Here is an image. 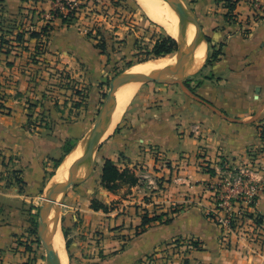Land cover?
<instances>
[{
	"label": "crops",
	"instance_id": "crops-1",
	"mask_svg": "<svg viewBox=\"0 0 264 264\" xmlns=\"http://www.w3.org/2000/svg\"><path fill=\"white\" fill-rule=\"evenodd\" d=\"M3 1L9 14L28 4L22 0ZM184 1L210 38V50L219 52V56L213 60L208 54L204 66L193 74L198 75L195 87L139 91L123 115L122 130L101 147L102 156L119 168L128 167L137 177L146 171L156 173L163 185L151 191L141 183L127 187V195L120 203L114 202L120 192L107 191L101 180L98 189L84 187L83 194L89 197L69 208L79 211L83 229L90 237L103 234L100 248L105 258L91 260L94 264H146L148 257L155 255V260L164 254L175 264H264V187L255 206L262 226L249 225L241 233L227 235L205 214L210 205L206 188L216 181L205 170L207 165L216 172L224 159L233 166L251 161L264 164V15L249 21V4L239 2L235 14L239 21L249 24L245 34L237 22L227 19L229 10L223 0ZM260 2L264 6V0ZM53 23L56 28L49 53L38 57V63L27 57L32 48L23 49V43L16 42L14 46V50L23 52L0 47V93L4 91L9 97L18 92L33 95L36 83L38 89L53 83L49 70L61 67L60 61L73 79L80 78L82 64L87 79L97 72L99 51L91 40L60 18ZM23 42L29 45L27 34ZM42 61L47 64L42 66ZM35 71L39 78L33 77ZM25 105L13 97L6 103L11 115L0 113V156L9 162L8 170L21 172L27 190L35 191L43 184L54 160L62 157L65 144L82 140L87 126L80 118L71 120L70 111L59 112L50 106L47 113L52 126L43 123L37 132H31ZM156 151L164 153L170 167H164ZM22 194L26 192L18 186L0 182V264H25L31 258L25 243L26 223L19 219L17 208L4 207L5 203L16 206ZM94 198L108 209L94 210ZM147 212L150 216L168 213L172 220L167 224L152 223L145 232L133 235ZM251 231L255 233L251 235ZM78 241L72 244L77 251ZM162 250L166 253H159ZM162 262L150 260L149 264Z\"/></svg>",
	"mask_w": 264,
	"mask_h": 264
},
{
	"label": "rangeland",
	"instance_id": "rangeland-1",
	"mask_svg": "<svg viewBox=\"0 0 264 264\" xmlns=\"http://www.w3.org/2000/svg\"><path fill=\"white\" fill-rule=\"evenodd\" d=\"M27 3V6L21 8L17 13L9 14V11H6L7 7L4 1L0 0V12L2 13L0 15V47L5 48L9 52H23V50H14V46L18 43V34H23L24 37H26L27 34L29 37L30 32H42L43 28L51 26L50 28L48 27L49 30L47 29L48 31L45 32V35L41 33V39H34L31 42V38L29 37V45L27 47L24 45V42H22L23 49L28 50V48H32L31 54L27 55V57L29 58L31 56L30 60L34 61V63L35 61L38 63V57L43 58V55L49 53V42L56 28L53 22L56 18H60L55 16V11L61 10L60 8H64L66 5L70 4L74 6L77 17V20H75L73 24L74 28L77 30L79 29L86 38L88 37V33H90L92 38L88 39L91 40V43L99 51V67L97 72H95L93 77L89 80L84 70L85 65L82 64L80 78L77 77L73 79L63 68V64L60 61L61 67L54 66L52 70H49V73L54 78L52 79L53 83H48L44 87V85H40L39 83L41 82H39L38 84L41 86L40 89H38L36 83L34 85L35 91L32 92L33 95L26 96V94H28L27 92H18V94L15 93L14 96L9 97L7 93L2 91L0 93V113L11 115V110L6 106V103H9L10 99L15 97L19 102H24L26 104L25 110L27 111V118L31 123H29V129L31 132H37V127L42 126L43 123H47V125L51 124L52 126L53 121H50L51 118L47 113V111L49 112L50 106L59 112L65 110L70 111L68 116L71 120L75 119L74 117H76V119L78 118V120L80 118V120L82 119L83 125L87 126L82 132L84 135L82 140H85L87 143V138L95 132L97 121L107 101L111 85L114 81L126 77L125 73L133 65L150 59L160 58L152 53L154 43L162 36H168L169 33L159 23L150 19L136 0H28ZM202 37L206 42L204 48L206 51L208 50L205 61L207 60L206 58H208V54L209 59H213L215 51L210 50L209 43L205 40L203 34ZM11 41L15 44L10 43ZM210 51L212 53H209ZM179 55L180 52L178 51L169 55V57L177 59ZM46 64L47 63L42 61L41 65L44 66ZM67 66H70V64H67ZM79 71L80 69L77 70V74ZM193 74L194 73L177 78L176 75H172L168 78V81L162 83H138L137 86L131 88L134 90V96L129 104L139 91L147 90L148 88L185 90V88L188 87H195L197 86V79L195 78H197L198 75ZM33 77L39 78V73L36 72ZM49 82L51 81L49 80ZM37 92L40 93H38L39 97H37ZM122 118L110 135L103 137L102 134V137L100 136L101 138L99 137V140L97 139V144H95L94 147V155L96 158L95 168L91 176L84 182L69 187L66 194L56 196L58 201L63 202L62 205L57 207L59 209L61 228L66 239L69 264H94L91 260L105 258L104 250L100 248L101 240L104 239L101 237L103 234L98 232V239L95 237L96 233H94L93 237H90V233L83 229L85 224L83 218H81L78 213L79 211L74 212V209L72 211L69 207L77 206L80 201L89 197L83 194L86 185L90 187L91 185L96 186L95 188L98 189L99 181L101 180L99 179L101 176L98 175L99 167L102 165V162L106 160V158L102 156L101 147L114 133L122 130L121 124L124 122ZM107 121L108 119L105 115L101 126H105ZM82 140H74L72 142L73 147ZM5 159L6 158L0 156V182L6 186L16 185L19 190H21L17 182L18 178L24 181L21 172L18 170H8L7 167H9V162L6 163ZM164 165L170 167L168 160L164 162ZM15 171H18V173H15ZM55 173L56 168L53 162L43 184L39 188L35 191L31 189L27 190V184H25L22 187V191L26 192V194H22L21 198L17 199L16 206L4 204V207L7 208H17L19 210V219L26 223L27 235H25V243L27 250L31 253V258L28 263L25 264H48L47 251L42 241L43 238L41 239L39 235V230L41 214L43 213L42 206L45 203L44 195L47 189L52 187L51 181ZM85 175L86 174L79 177L77 180L83 178ZM159 185L162 186L163 183L161 182ZM126 188L127 187H124L119 191L118 199H115L114 202L120 203L122 199L126 197ZM147 189L151 191L152 188ZM95 193L96 190L93 194ZM246 227H249V225L239 229V232H243V229H246ZM119 228H121V226L117 229ZM253 233L251 231V235ZM133 235H136V231L133 232ZM124 239L123 241L126 240ZM74 240H80L78 241L79 243H77L78 251L72 249ZM262 241H264V238H262ZM120 247L121 244L119 248ZM74 252L76 254L78 253V255L75 256ZM163 252L166 253L165 250L159 253ZM154 256L155 255L148 257L145 263L149 264L150 260L151 262L164 260L162 264H168L167 260L169 255L167 256L164 254L159 258L157 257L155 260L152 259Z\"/></svg>",
	"mask_w": 264,
	"mask_h": 264
},
{
	"label": "bare ground",
	"instance_id": "bare-ground-1",
	"mask_svg": "<svg viewBox=\"0 0 264 264\" xmlns=\"http://www.w3.org/2000/svg\"><path fill=\"white\" fill-rule=\"evenodd\" d=\"M136 1L144 9L150 19L163 26L168 31L169 35L177 40L180 45V55L177 59L165 56L137 63L128 69L125 76L152 74L165 69L167 66L180 60L183 51L187 46L193 43L195 37V24L187 10L180 8L173 9L170 6V0ZM179 20L188 26L187 31L179 27ZM201 38L203 40L202 35ZM205 44L206 42L203 40L200 46L194 45L189 49L187 63L175 74L176 78L198 72L197 70L204 66L205 57L208 53V50L206 51L204 48ZM135 86H137V84L125 85L115 94L108 121L107 123L105 122L106 127L102 135L103 137L110 135L118 123H120L127 105L134 96V90L131 88ZM98 140L94 142V147ZM89 166L90 158L86 150V141L83 140L74 147L72 152L57 168L56 173L52 177L51 186L62 184L70 179L77 180L79 177L87 174L86 172H88ZM57 206H59V204L54 202L52 207L45 210L48 222L44 227L43 241L51 245V252L55 256V264H69L66 239L61 228L59 209Z\"/></svg>",
	"mask_w": 264,
	"mask_h": 264
},
{
	"label": "built area",
	"instance_id": "built-area-1",
	"mask_svg": "<svg viewBox=\"0 0 264 264\" xmlns=\"http://www.w3.org/2000/svg\"><path fill=\"white\" fill-rule=\"evenodd\" d=\"M237 4L242 0H233ZM250 6L251 18L249 21L259 20L264 15V6L260 0H244ZM61 13L66 16L69 12L75 10L73 5H66L60 8ZM233 14V22L240 25V29L246 32L247 22L237 19L235 10ZM197 127H195L196 129ZM156 157L159 161H167L164 153L156 151ZM164 167H166L164 165ZM212 169L206 166L207 172ZM216 181L207 185L209 197V208L205 209L206 216L217 224L225 234H233L239 232V229L247 225L262 226L257 221L260 215L255 211V206L259 200L262 189L264 187V164L251 161L242 166H233L227 160H221L219 167L212 175ZM139 183L146 185L147 188H158L162 182V178L156 173L146 171L139 175ZM138 183V184H139ZM164 254V253H162ZM168 256V255H167ZM168 264H175L168 256Z\"/></svg>",
	"mask_w": 264,
	"mask_h": 264
},
{
	"label": "water",
	"instance_id": "water-1",
	"mask_svg": "<svg viewBox=\"0 0 264 264\" xmlns=\"http://www.w3.org/2000/svg\"><path fill=\"white\" fill-rule=\"evenodd\" d=\"M170 6L173 9H176V8L185 9L190 14V16H191V18L195 24V28H196L193 43L185 48V50L183 51L182 56H181L179 61H176L175 63L167 66L165 69H163L157 73L131 75V76H126V77H123V78H120V79L114 81V83L111 85L110 91L108 93L107 101L105 102L104 108L100 114V118L97 121V124L95 127V132H94V134H92L88 138V141L86 143V150H87V153L89 154V158H90V166L88 168L87 174L79 180L70 179V180H67L66 182H64L62 184L52 186L51 188H49L45 192V195H44L45 203L42 206V212L43 213L41 214V222H40V230H39V235H40L41 239L43 238L44 227L46 226V224L48 222L47 215L44 214V211L47 210L48 208L52 207L54 202H57L59 205H62L63 202L57 201L56 196H62L64 194H66L69 187L75 186V185H78V184L84 182L88 177L91 176L92 172L94 171L95 160H96L95 155H94V142L105 131L106 125L101 126V123H102L105 115H106L107 119L109 118V113H110V109H111L112 104H113V99H114L115 94L118 92V90L121 87H123L125 85H129V84L150 83V82L162 83V82L168 81V78L170 76L175 75L180 69H182L186 65L188 57H189V49L194 45L200 46L203 43V40L201 38L202 34H203L205 40L207 41V37L205 36V34L202 31V28L200 26V23H199L196 15L194 14L193 10L183 0H170ZM179 27L184 31L188 30V26L183 24V22H181V20H179ZM179 49H180V47L178 48V51H179ZM42 241H43V239H42ZM43 244H44L46 251H47V256H48L47 263L48 264H55V256L51 252V245L49 243L44 242V241H43Z\"/></svg>",
	"mask_w": 264,
	"mask_h": 264
},
{
	"label": "trees",
	"instance_id": "trees-1",
	"mask_svg": "<svg viewBox=\"0 0 264 264\" xmlns=\"http://www.w3.org/2000/svg\"><path fill=\"white\" fill-rule=\"evenodd\" d=\"M23 2L28 0H22ZM225 6L228 8L229 12L227 13L226 17L230 22H233L235 15L233 14V11L237 8L236 1L233 0H223ZM240 1V0H238ZM60 10L55 11V16L60 17L62 19V22L68 26H71L74 24L75 20H77L75 10L72 12H69L66 16H64ZM49 28L51 26H48ZM47 26L43 28L42 32H30V38L31 39H41V33L46 34L49 30ZM48 29V30H47ZM1 31V30H0ZM249 31H246L245 34H247ZM88 38H92L91 34L88 33ZM1 38V37H0ZM25 40V37L23 34H18L17 41L22 43ZM207 41L210 43V38H207ZM3 43V42H2ZM180 47L179 43L175 38L172 36H162L159 38L153 46L152 53L158 57H165L169 56L171 54H174L178 51V48ZM219 56V52H215L213 55V60H216ZM262 138H264V132H262ZM73 144L70 142H67L63 148V155L60 159L54 160L55 168H58L61 165V162L63 158L72 150ZM57 170V169H56ZM212 175L214 174V170L209 169L208 171ZM15 173H18V171H15ZM18 184L20 185L21 191L23 190L22 187L25 185V182L21 179H17ZM139 183V178L135 174V172L126 167V168H119L112 160L106 159L103 167H102V173H101V185L109 192L117 194L122 188L124 187H133L136 186ZM92 208L94 210H104L106 211L108 208L106 205L101 203L98 199L94 198L92 200ZM172 219L169 217L168 213H162L159 215H153L150 216V214L147 212L142 217V224L139 226L136 230V235H140L141 233L145 232L147 228L152 223H160V224H167ZM258 224L262 223V219L259 218L257 221Z\"/></svg>",
	"mask_w": 264,
	"mask_h": 264
}]
</instances>
